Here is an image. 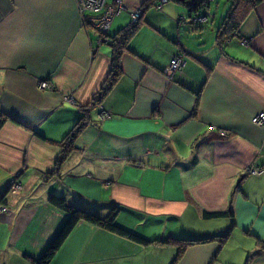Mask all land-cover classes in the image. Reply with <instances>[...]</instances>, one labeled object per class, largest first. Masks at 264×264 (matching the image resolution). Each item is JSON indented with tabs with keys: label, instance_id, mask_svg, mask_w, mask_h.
<instances>
[{
	"label": "crops",
	"instance_id": "1",
	"mask_svg": "<svg viewBox=\"0 0 264 264\" xmlns=\"http://www.w3.org/2000/svg\"><path fill=\"white\" fill-rule=\"evenodd\" d=\"M156 3L123 0L108 34L142 12L121 76L51 174L111 48L74 0H0V262L33 264L24 254L38 257L66 215L48 202L54 193L98 216L115 210L117 224L147 238L209 237L176 264H264V127L251 121L264 112V0L223 49L211 3L199 24L183 3ZM177 53L184 64L169 77ZM11 179L21 187L6 188ZM175 252L81 220L51 264H169Z\"/></svg>",
	"mask_w": 264,
	"mask_h": 264
},
{
	"label": "trees",
	"instance_id": "2",
	"mask_svg": "<svg viewBox=\"0 0 264 264\" xmlns=\"http://www.w3.org/2000/svg\"><path fill=\"white\" fill-rule=\"evenodd\" d=\"M155 1L157 3L160 2L158 0ZM174 1L183 3L187 7V20L190 23L194 21L192 20L194 16L205 14L206 19L203 22H206L212 16L209 10V5L212 0ZM261 1L263 0H227V10L220 18L219 25L216 31V41L221 49H223L227 35L236 33L239 29L241 22L246 17L248 12H250V10ZM195 23L199 24L198 22ZM138 26V21L135 23H129L128 25L119 28L113 34L107 35L108 38L105 41L111 48L110 70L104 82L100 86L99 90L96 91L92 96V99L87 104L81 106L80 110L82 111V114L78 121L75 122V124L71 127L70 131L59 142L60 151L58 157L56 158L54 169L51 174L53 172L57 173L59 171L62 162L74 149V140L77 134L86 126L89 113L96 105L101 103L106 94L111 90L114 83L121 76L122 70L120 65V57L124 51L128 50V41L133 36L134 32H136ZM4 118L5 114L0 111V126ZM47 200L51 205L64 212L66 215L64 217V220L59 225L58 229L56 230V232L51 237V239L49 240V242L38 257L34 258L28 254H24V256L33 264H51V260L56 254L57 250L60 248L66 237L77 224V222L81 220L90 222L102 228H106L112 232L125 236L128 239L138 242L140 244L147 245L151 243H159L173 245L176 247V252L169 264H176L188 246L200 242H205L209 239V237L178 238L171 235H168L163 238H147L117 224L115 222V210L110 211L106 216H98L70 204L63 196H58L54 193H49L47 196ZM222 214H224V212L204 211L205 216H220ZM261 245L264 246V244Z\"/></svg>",
	"mask_w": 264,
	"mask_h": 264
},
{
	"label": "built area",
	"instance_id": "3",
	"mask_svg": "<svg viewBox=\"0 0 264 264\" xmlns=\"http://www.w3.org/2000/svg\"><path fill=\"white\" fill-rule=\"evenodd\" d=\"M114 2H116V5L113 4ZM119 5L120 0H77V8L80 12V15L86 22H89L92 27L97 30V32H99V35L100 33H105L109 29L112 19L119 13H115L116 7H119ZM136 12L138 13V11ZM201 15L205 16V14ZM201 15L194 16L192 20L200 21ZM183 64L184 62L179 57L174 56L170 59V62L165 69L168 73L173 74L176 70L180 69ZM47 86L48 83L46 81L39 82V87L44 88ZM66 98L69 99L68 97ZM107 117H109L108 112H105L103 115H101L102 119ZM251 121L254 125L264 127V112H259L253 115ZM251 171L253 173H258L259 169L253 168ZM7 183H9L10 187L14 189H18L21 186L14 179L9 180ZM1 209L5 210V207Z\"/></svg>",
	"mask_w": 264,
	"mask_h": 264
},
{
	"label": "rangeland",
	"instance_id": "4",
	"mask_svg": "<svg viewBox=\"0 0 264 264\" xmlns=\"http://www.w3.org/2000/svg\"><path fill=\"white\" fill-rule=\"evenodd\" d=\"M158 1H160V3H156V5H157V7L158 8H161V6H162V4H164V3H166L168 0H158ZM74 2H75V7H76V9H77V12H78V14H79V16H80V18H81V20H82V22H84L85 23V20L83 19V17L80 15V12H79V10H78V8H77V0H74ZM114 5H116V2H114L113 3ZM227 7H228V2H227V0H212L211 1V5H210V9H211V11L214 13V18L213 19H215V22L212 24V28H214V27H218V25H219V21H218V19H219V17H221V16H223V14L226 12V10H227ZM122 8H123V0H120V5H119V7H116V11H115V13H117V12H120V10H122ZM136 11H138V13L136 12ZM141 8H137V9H135V10H133V11H131V13H130V23H135V22H137L138 21V18H139V16H140V14H141ZM212 12H210V13H212ZM136 16V17H135ZM135 17V18H134ZM205 21V16L203 15H201V18H200V21H195V22H198V23H200V22H203V21ZM220 20V19H219ZM218 21V22H217ZM194 21H192V23L194 24L195 23ZM86 23H88V25H90V26H92L89 22H86ZM210 23V22H209ZM210 25H209V29H210ZM215 29V28H214ZM96 30V29H95ZM97 31V30H96ZM108 32H109V29L105 32V33H100V37H102L101 39L102 40H106L107 39V35H108ZM99 33V32H98ZM174 56H176V57H179L181 60H182V56H181V53H177L176 55H174ZM173 56V57H174ZM172 58V57H171ZM170 58V59H171ZM169 62H170V60H169ZM169 62H168V64H169ZM167 64V65H168ZM167 67V66H166ZM165 67V68H166ZM164 72L169 76V77H172V74L171 73H168L167 72V70L166 69H164ZM105 80V79H104ZM104 82V81H103ZM41 88V87H40ZM99 90V89H98ZM68 98H69V100H71L72 101V99H73V97H70L69 95H68ZM92 99V98H91ZM90 99V100H91ZM74 100V99H73ZM87 104V103H86ZM85 105V104H84ZM105 112H108V111H106V110H104V109H100V111H99V113H98V119L99 120H103L102 118H101V115H103ZM109 113V112H108ZM108 118V117H107ZM15 180V179H14ZM9 181V180H8ZM7 181V182H8ZM6 182V188H8V189H13L14 190V188H11L10 187V184L9 183H7ZM21 187V186H20ZM3 207H5V210H2L1 208H3ZM6 210H8V208H7V206H5L4 204H1L0 203V212H4V211H6ZM1 258H2V261L0 262V264H3V262L4 263H6V264H16V263H19V260L15 263V259L13 258V259H8V260H3V253H2V256H1Z\"/></svg>",
	"mask_w": 264,
	"mask_h": 264
}]
</instances>
